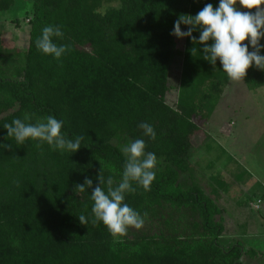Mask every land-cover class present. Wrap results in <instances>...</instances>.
<instances>
[{"label":"trees","instance_id":"1","mask_svg":"<svg viewBox=\"0 0 264 264\" xmlns=\"http://www.w3.org/2000/svg\"><path fill=\"white\" fill-rule=\"evenodd\" d=\"M21 1L29 7L27 48L19 51L0 31V144L11 145L0 149V264H242V256H262L239 242L220 244L226 230L220 202L229 185L212 178L207 193L192 163L209 139L201 123L210 120L230 80L219 62L213 68L191 52L187 38L170 33L179 15L194 16L218 0ZM112 2L119 8L98 12ZM15 3L0 0V13ZM47 25L64 33L56 41L68 46L60 61L35 46ZM177 55L180 76L170 106ZM242 81L258 90L264 71L249 68ZM49 115L64 121L69 137H84L77 152L35 141L20 145L7 136L4 126L12 120L28 116L34 123ZM141 122L152 124L155 140L143 136ZM140 138L157 156L156 179L150 191L134 183L135 192L126 194L125 202L147 216L142 229H129L118 242L102 224L79 223L81 214L91 216L93 202L91 189L75 194L74 188L86 178L95 187L100 171L118 181L122 147Z\"/></svg>","mask_w":264,"mask_h":264},{"label":"clouds","instance_id":"2","mask_svg":"<svg viewBox=\"0 0 264 264\" xmlns=\"http://www.w3.org/2000/svg\"><path fill=\"white\" fill-rule=\"evenodd\" d=\"M262 5L264 0H218L215 7L212 3H206L194 16L179 15L170 35L178 40L187 38L193 45L191 52L198 51L201 59L213 68L219 62L220 71L228 80L242 81L249 68L264 71V55H261L264 51V44H261L264 39ZM182 26L186 30H182ZM194 32L198 33V36H194ZM63 36L61 26L47 25L42 28L35 46L43 54L60 61L68 51L67 45L56 42L63 39ZM29 119L30 117L25 116L6 124L4 128L7 136H11L20 145L26 141H35L37 147L46 144L51 150L60 153L73 154L81 148L84 137H69L64 133L62 119L51 115L34 123L27 122ZM138 127L144 137L156 139L152 124L141 122ZM10 146L0 144V149ZM145 149L143 138L129 141L122 147L126 160L118 181L112 176L106 178L100 171L95 187L91 178H86L83 184L75 186V194L89 193L88 190L91 189V216L81 214L77 217L81 225L89 222L93 225L102 224L118 242L128 234L129 229L143 228L147 213L142 215L131 207L125 202V197L126 194L135 192L134 183L144 191H150L156 179L157 156L154 152H146Z\"/></svg>","mask_w":264,"mask_h":264},{"label":"rangeland","instance_id":"3","mask_svg":"<svg viewBox=\"0 0 264 264\" xmlns=\"http://www.w3.org/2000/svg\"><path fill=\"white\" fill-rule=\"evenodd\" d=\"M119 6L116 2L105 3L98 12L104 14ZM28 9L27 4L16 0L10 11L0 13V31L19 51L28 45ZM180 67L181 58L177 55L170 69V90L166 95L170 106L177 96ZM201 126L215 142L208 139L192 159L200 174L198 181H202L207 193L212 178L219 177L229 185L228 194L220 202L226 210V230L219 239L220 244L230 247L239 242L244 250L256 249L263 255L242 256L241 263L264 264V198L261 199L264 195V87L249 91L243 81H230L216 111ZM203 135L195 137V141L201 142ZM183 177L182 181L186 182Z\"/></svg>","mask_w":264,"mask_h":264},{"label":"crops","instance_id":"4","mask_svg":"<svg viewBox=\"0 0 264 264\" xmlns=\"http://www.w3.org/2000/svg\"><path fill=\"white\" fill-rule=\"evenodd\" d=\"M228 85H229V84H228ZM227 87H228V86H227ZM227 87H226V89H227ZM226 89H225V90H226ZM224 92H225V91H224ZM222 96H223V95H222ZM220 101H221V100H220ZM219 103H220V102H219ZM209 140L215 142V140H213V139H210V138H209ZM228 191H229V189L227 190V192H228ZM227 194H228V193H227ZM227 194H225V195H227ZM225 195H224L223 197H225ZM252 205H253V204H252ZM255 206H256V205H255Z\"/></svg>","mask_w":264,"mask_h":264},{"label":"built area","instance_id":"5","mask_svg":"<svg viewBox=\"0 0 264 264\" xmlns=\"http://www.w3.org/2000/svg\"><path fill=\"white\" fill-rule=\"evenodd\" d=\"M258 207V205L257 206H255V208H257Z\"/></svg>","mask_w":264,"mask_h":264}]
</instances>
